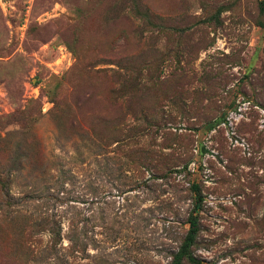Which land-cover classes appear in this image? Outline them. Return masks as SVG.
Instances as JSON below:
<instances>
[{"label": "rangeland", "instance_id": "1", "mask_svg": "<svg viewBox=\"0 0 264 264\" xmlns=\"http://www.w3.org/2000/svg\"><path fill=\"white\" fill-rule=\"evenodd\" d=\"M191 215L181 264H264V0H0V264H174Z\"/></svg>", "mask_w": 264, "mask_h": 264}, {"label": "trees", "instance_id": "2", "mask_svg": "<svg viewBox=\"0 0 264 264\" xmlns=\"http://www.w3.org/2000/svg\"><path fill=\"white\" fill-rule=\"evenodd\" d=\"M122 61H123V64H121L120 67L126 71L128 69L130 62L128 61V59H124ZM136 85H138V84L136 83ZM188 224H189L188 234L185 237V239L183 241V245L180 248L178 254H176V256L174 258V264H181L184 261V259H186V258L192 260L193 262H196L195 259L191 255V249L194 246L195 241H196V237L200 232V222H199L198 216L191 215L189 220H188ZM59 235H60L59 233H57V234L54 233L53 239L57 240L55 238H58Z\"/></svg>", "mask_w": 264, "mask_h": 264}]
</instances>
